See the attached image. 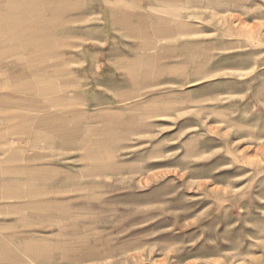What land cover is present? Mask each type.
I'll list each match as a JSON object with an SVG mask.
<instances>
[{
  "label": "rangeland",
  "instance_id": "1",
  "mask_svg": "<svg viewBox=\"0 0 264 264\" xmlns=\"http://www.w3.org/2000/svg\"><path fill=\"white\" fill-rule=\"evenodd\" d=\"M0 0V264H264V0Z\"/></svg>",
  "mask_w": 264,
  "mask_h": 264
},
{
  "label": "crops",
  "instance_id": "2",
  "mask_svg": "<svg viewBox=\"0 0 264 264\" xmlns=\"http://www.w3.org/2000/svg\"><path fill=\"white\" fill-rule=\"evenodd\" d=\"M21 2V0H10L9 3L12 4L13 7L18 6Z\"/></svg>",
  "mask_w": 264,
  "mask_h": 264
}]
</instances>
